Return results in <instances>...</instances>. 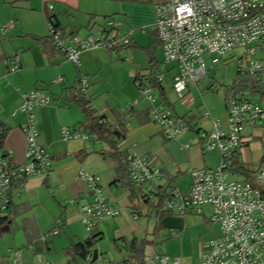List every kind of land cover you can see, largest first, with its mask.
Masks as SVG:
<instances>
[{"label":"crops","instance_id":"0c3cea01","mask_svg":"<svg viewBox=\"0 0 264 264\" xmlns=\"http://www.w3.org/2000/svg\"><path fill=\"white\" fill-rule=\"evenodd\" d=\"M157 2L0 0V140L4 139L3 145L0 143V159L11 154L12 163L25 161L26 138L23 128L26 115L19 110L22 94L36 90L49 95L55 102L52 106L40 107L35 111L39 143L46 146L51 155V169L45 177L13 182L11 206L0 213V219H5L0 228L7 229L0 233V264L9 262L8 252L13 249L8 248L6 256L3 243L14 244L17 249L24 250V264H37V252L56 264L65 257L70 259L71 255H77L74 247L89 238L81 220L80 207L92 201L89 187L77 179L81 169L99 177L108 200L123 214L117 223L125 225L133 213L140 215L139 220L145 216L149 219L157 216L159 223V213L148 193L151 189L167 190L174 185L188 193L191 187L190 170L212 169L219 165L220 153H206L198 133L209 131L212 127L211 118L205 115L208 110L213 118L227 123L225 87L232 86L247 75L239 70L234 76L233 60L228 56L223 69L217 70L222 78L225 73L231 75L230 82L222 80L223 84L219 86L223 87L225 93L221 107L216 100L218 82L217 85L214 81L205 83L211 70L198 86L190 85L182 98L172 86L177 73L174 65L168 67L165 81L157 83L155 87L149 78L151 58L156 60L157 65L164 58L162 46L153 31ZM50 17H53L64 36L75 35L79 39L98 33V28L105 25V19L113 17L123 22L120 34L134 31L132 46L115 54L103 48L83 52L79 69L65 54L56 48L46 47ZM9 23L14 26L4 31V25ZM16 53H20L21 57L20 71L9 73L8 66L2 61ZM227 66L230 70H227ZM82 74L88 76L91 82L87 97L95 115L120 127L123 137L116 142L119 151L128 156L136 153L148 158L161 170V178L143 187H135L126 170L120 169V164L111 157L112 150L108 143L91 134L87 140H62V127L72 128L85 122L82 110L70 99ZM59 77H63L65 83L53 84ZM250 79L259 82L255 78ZM143 87L151 90L155 98L153 106L168 110L174 117L189 124L190 129L186 134L178 139L165 137L162 127L150 114L152 104L143 95ZM247 93L253 102L264 108V99L259 94ZM245 138V146L239 151L236 161L248 172H255L264 162V129H249ZM187 142H191V146L184 149L182 145ZM205 210H209L210 215L209 207H205L202 215H207ZM56 219L62 221L61 233L50 237L46 244L39 243L42 235L52 231ZM108 219L112 218L105 220ZM165 221H170V226L166 225L165 229H182L184 220L167 216L160 221V225ZM110 222L115 223L114 220L103 225L101 223L94 233L101 235ZM217 228L214 238L220 234ZM32 243H36V253L26 250ZM199 262L200 259L196 264Z\"/></svg>","mask_w":264,"mask_h":264},{"label":"built area","instance_id":"2783aa9c","mask_svg":"<svg viewBox=\"0 0 264 264\" xmlns=\"http://www.w3.org/2000/svg\"><path fill=\"white\" fill-rule=\"evenodd\" d=\"M155 11L153 31L164 57L154 77L157 83L165 81L168 67L174 65L177 73L172 86L182 98L190 85L198 86L212 68L224 66L228 56L232 59L233 52L242 50V56L236 62L245 57V66L239 70L264 87V0H165L155 4ZM13 26V23L6 24L3 30ZM122 27V21L110 17L105 19V25L96 35L89 34L85 39H79L75 35L64 36L63 31L50 22L49 38L57 51L65 54L80 69L83 52L103 48L115 54L117 49L130 45L134 31L120 34ZM2 62L8 66L9 73L20 71V53ZM64 83L63 77L53 81V84ZM90 84L89 77L82 74L72 95L87 96ZM141 91L152 104L150 114L162 127L167 139H178L189 131L186 121L174 117L168 110L153 106L155 98L149 88L143 87ZM226 102L227 123L213 118L208 110L205 115L211 118L212 127L198 133L206 153H220L219 165L212 169L190 170L188 193L174 185L167 190L154 187L148 193L159 214L186 217L204 214L205 207L210 208V219L219 227L220 234L203 245L198 264H264V162L251 178L242 177L235 171L236 157L245 146L247 131L264 129V108L243 91L232 93ZM54 103L49 95L36 90L22 94L19 110L26 115L23 128L25 161L12 163L11 154L0 159V212L11 206L10 193L15 180L45 177L51 169V155L47 147L39 143L35 111ZM61 137L64 142L87 140L89 133L83 125L62 127ZM115 141L120 140L116 138ZM190 146L191 142L182 145L184 149ZM128 162L129 178L135 187H143L162 177L161 170L144 156L130 154ZM77 179L85 183L92 193V201L80 207L82 223L87 233L92 235L105 219L118 217L120 210L108 200L99 177L81 169ZM139 217L134 213L135 220ZM61 227V219H56L52 231L42 235L38 242L46 244L50 237L61 233ZM180 236L181 232L170 231L171 238L179 239ZM26 250L36 253V243L29 244ZM8 253L11 264H24V250L10 249ZM35 256L37 264H56L41 252ZM92 259L93 253L87 255L86 260ZM137 264L183 263L180 257L154 251Z\"/></svg>","mask_w":264,"mask_h":264},{"label":"rangeland","instance_id":"374dc122","mask_svg":"<svg viewBox=\"0 0 264 264\" xmlns=\"http://www.w3.org/2000/svg\"><path fill=\"white\" fill-rule=\"evenodd\" d=\"M96 34L97 32L94 35ZM242 53V50H238L231 55V60H233L232 64L234 66V76H237L240 67L243 68L245 66V57H242L239 63L236 62L239 56H242ZM222 67L212 68L209 72V76L205 79V83H212V81H214V84L217 85L218 82L219 91L216 93V100L220 107L224 103L225 93L222 89L223 87L219 86L223 84L222 80L227 79L226 82H230L229 78L231 76L225 73L223 79L219 74L220 69H223ZM217 70L219 71L217 72ZM227 70H230L229 66H227ZM205 211L207 212L206 216L202 214H191L182 217L169 214V217L182 218V220H184L182 221V229H174L181 232L179 239L170 237L171 227V229L164 228L166 225L170 226V221H165L163 225H160L158 228L159 223L157 222V216L151 219L145 216L140 220L138 219V221L134 219L133 213L131 214V218L128 219L129 223L123 225L117 223L118 219H121V215H123L120 211L118 217L102 222L101 225L107 221H115L114 224L110 222V225L100 235V238L96 239L95 249L98 250L99 258L94 263H92V260H85L78 255H71L70 259L65 257L61 261H58L57 264H137L142 259L149 257L155 250L159 253L180 257L183 264H196L200 259L203 245L207 241L213 239L216 230H218L217 226L212 223L210 215H208L209 210ZM11 233L12 232H8L7 234ZM87 234L88 237L91 236L89 233ZM134 243L136 247L133 249ZM3 248L7 256L8 248L17 249V246L10 243H3ZM7 257H9V253ZM7 264L11 263L7 262Z\"/></svg>","mask_w":264,"mask_h":264},{"label":"trees","instance_id":"16d2710c","mask_svg":"<svg viewBox=\"0 0 264 264\" xmlns=\"http://www.w3.org/2000/svg\"><path fill=\"white\" fill-rule=\"evenodd\" d=\"M108 18H110V17H108ZM49 22L54 23L53 17L49 18ZM56 27L59 28V26H57V25H56ZM157 41L159 42L158 39H157ZM45 42H46L45 43L46 47H50V48L53 47L55 49V46H54V44L50 38L45 40ZM131 46H132V42L130 45H128L126 47L117 49L116 53H119L120 51H122L124 49L130 48ZM158 70H159V65H157V62L154 58H151V72L149 74V78H150L151 83H153V85L155 87L158 86L157 82L154 79L155 73ZM250 78L251 77H249V76H242L232 86L225 87L226 93H227V98L234 92L251 91L254 94L255 93L259 94L264 99V87H262L259 82L251 80ZM70 99L72 102L76 103L80 107L83 114L85 115V122H84L83 126L86 128L89 135L90 134L94 135L97 137L98 140L108 143L109 146L111 147V150H112L110 153L111 157L113 159H115L120 164V169L124 168L127 172V175H129L128 155L119 151L118 144L115 141L116 138H119V140H120L123 137V134L120 130V127H117L111 123H107V122L104 123L103 121L105 119L103 117L96 116L95 112L91 108L90 102H89L88 97L86 95H84V94H79L78 96L72 95L70 97ZM3 140L4 139L0 140L1 145H3ZM235 171L242 173L244 175H247L248 178H251V175L253 173V172H248V170L245 169L244 167H240L237 161H235ZM167 216H169V214H167V213H160L159 214V225H158V227H160V221ZM4 220H5L4 218L0 219V225L4 222ZM99 238H100V234H98V235L92 234L84 242L77 244L74 247V251L76 252V254L78 256H80L86 260L87 255L92 253V250L95 247L96 239H99ZM135 247H136V244L134 243L133 249ZM143 260L144 259H142L140 262H142Z\"/></svg>","mask_w":264,"mask_h":264},{"label":"water","instance_id":"95a60500","mask_svg":"<svg viewBox=\"0 0 264 264\" xmlns=\"http://www.w3.org/2000/svg\"><path fill=\"white\" fill-rule=\"evenodd\" d=\"M4 231H7V229L6 228H0V233L4 232ZM92 253H93L92 263H94L99 258V253H98L97 249H94Z\"/></svg>","mask_w":264,"mask_h":264}]
</instances>
